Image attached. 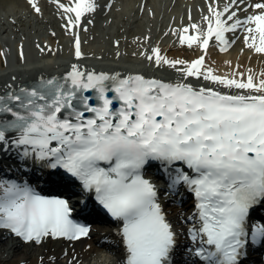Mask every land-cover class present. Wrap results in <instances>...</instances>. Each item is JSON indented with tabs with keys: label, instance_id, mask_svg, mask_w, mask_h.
I'll use <instances>...</instances> for the list:
<instances>
[{
	"label": "snow or ice",
	"instance_id": "obj_1",
	"mask_svg": "<svg viewBox=\"0 0 264 264\" xmlns=\"http://www.w3.org/2000/svg\"><path fill=\"white\" fill-rule=\"evenodd\" d=\"M27 2L34 14L44 15L43 0ZM49 2L72 30L74 56H85L77 26L87 30L94 14L112 5ZM170 31L203 54L169 57L157 44L134 55L143 56L148 67L171 69L175 78L72 63L62 74L6 85L0 93V154L42 172L35 184L0 176L4 239L14 235L36 245L88 240L92 225L78 217L92 210L94 200L116 222L120 264H177L178 256L181 264H244L250 247L264 246V221L250 225L251 213L264 208V71L219 74L206 62L210 41L228 52L235 43L229 33L237 31L246 34L247 48L264 55V0H208L199 22ZM153 164L169 181L163 198L176 203L181 187L194 197L192 212L178 214L176 222L147 175ZM181 222L188 227L178 230ZM181 231L192 242L187 248L180 245ZM85 247L89 255L72 249L68 264H95L93 257L105 264L112 255L111 245H100L107 252L91 243ZM57 259L49 256L48 264Z\"/></svg>",
	"mask_w": 264,
	"mask_h": 264
},
{
	"label": "bare ground",
	"instance_id": "obj_2",
	"mask_svg": "<svg viewBox=\"0 0 264 264\" xmlns=\"http://www.w3.org/2000/svg\"><path fill=\"white\" fill-rule=\"evenodd\" d=\"M129 1L132 4V2L134 3L139 0ZM144 1V11L140 17H133L128 11H123L121 14L116 15V22L112 27L116 29H108L106 32V35L109 36L110 42L112 40L111 44H115L117 40H119L121 44L123 41L122 36L127 33L130 34V36L135 35V37H139V39L133 41L134 43L131 45V47H133L132 53L142 51L143 47H155L157 44H159L162 52L166 51V54L169 57L194 59L201 54L202 48H197L196 46H191L189 50H186V48H184V46L179 43L177 34L174 31H170V29H173L174 27L169 29L167 27V22L171 21L175 27L180 24L190 23L192 21L199 22L201 15L207 14L208 0H179L176 7L177 9H174L173 13L167 17L164 14H161L162 11L160 9L161 3H163L164 0ZM226 2L227 0H220L221 5ZM43 3L44 15L37 16L31 11L27 0H0V45H3V47L0 46L1 67H4L6 62H8V64H12L21 63L23 60H32L40 53L47 54L50 59L44 63H49L51 66H53L55 64L52 62L54 60L52 58L54 55L53 52L60 50V47H64L65 44L66 48L63 50V56L76 60V57L74 56V36L72 35V30L66 29V35L69 36L71 34L72 38H68L67 42H64L61 35L62 33L60 30H58V26L64 24V20H61L59 16V10L55 7H53L54 9H51L50 7L52 4L49 2V0H43ZM131 4H129V6ZM201 9L204 10L203 13L201 12ZM189 11L191 12V21L188 17ZM13 17H15V22L12 19ZM144 22H147L149 27L147 30H145ZM77 30L80 31L81 48L86 55L87 48L85 47L86 38L84 31L83 29H80L79 26H77ZM229 35H231V33H229ZM245 35L246 34L242 31H237L235 35L232 34L230 39H234L235 43L228 50V52L221 51L215 46L214 43H212L209 47V55L206 57V62L215 68L219 74H224L229 71L246 72L250 68L257 73L264 71V55L256 54L253 50L246 47L244 40ZM145 36L150 37V39L145 40ZM24 38H26V41H22ZM12 40H15V43L14 41L12 43ZM21 45H23V56L20 54ZM49 46H51L50 49ZM119 47L121 48V45H119ZM136 58L139 60V64H146L143 56L136 55ZM227 60H231L233 63L228 65L225 63ZM237 63L240 65L239 69L235 68ZM26 70L27 69L22 71V73L25 74L27 72ZM54 70H56V68ZM133 70H135L134 72L145 71L142 69ZM113 71H119L123 74L127 70L118 68ZM64 72L66 71L51 73V76ZM151 73L154 72L151 71ZM13 75L14 72H7L5 75L6 78L2 79L0 83L5 85L14 82L16 77L13 80ZM8 157H10L9 160H16L14 156ZM18 169L23 171L27 177L35 182H37L36 178L40 176L42 172V170L39 169L27 170L21 166H18ZM0 171L3 173H8L7 167L3 166L1 161ZM159 185H162V183H159ZM186 207L189 208L188 206ZM168 211L170 213V218L174 222L177 221L178 214L182 213L184 215H188L192 212L190 208L186 210V213L178 211L177 209L171 211V208H168ZM85 215L87 217H93L95 216V213L90 211L89 213H85ZM101 228L108 230L109 227L93 226L92 229ZM7 233V229L0 228V264H20V261L22 260L27 261V264H40L41 257H43L44 262H46L48 261L47 258L49 256L58 257L54 264H68V260L71 259V256L75 253H79L81 256H88L89 252L85 245L91 243L93 240H96V238L99 239L101 234L106 233V231H93L90 239L82 240L76 243L54 241L39 246H34L36 244L32 243H26L14 235H8L7 239H4ZM183 239H187V235L186 232L181 231L179 233V240L182 242ZM93 248L95 249L96 247L93 246ZM72 249H75V253L72 252ZM65 252H68V255H64ZM114 252L118 254V260L121 262V259L123 258L122 247L118 246ZM62 257L63 260L59 259ZM108 259L112 261V264H115L116 259L107 256L105 264H107ZM93 260L95 261V264H101V262L95 257H93Z\"/></svg>",
	"mask_w": 264,
	"mask_h": 264
},
{
	"label": "rangeland",
	"instance_id": "obj_3",
	"mask_svg": "<svg viewBox=\"0 0 264 264\" xmlns=\"http://www.w3.org/2000/svg\"><path fill=\"white\" fill-rule=\"evenodd\" d=\"M178 1L179 0H164L160 6V9L162 11L161 14H164L167 17L171 13H173L174 9H177L176 7L178 5ZM98 2L102 4H111L112 7L110 9L106 7L102 8L97 13H95L94 22H89L87 30H83L86 38L85 47L87 48V54L84 57L77 60H73L69 57H64L63 50L64 48H66L65 44L64 47H60V50H56L55 52H53L54 55L52 56V58L54 60L52 62L55 63L54 65L52 64L53 66H51V64L49 63H44L48 61V59H50L49 56L44 53H40L36 58L32 60H23L21 63L8 64V62H6L4 67L0 66V81L6 78L5 75L7 74V72H14L13 77H19L23 74L22 71H25V69H27L26 74L28 75H40L53 70L52 68H69V65L72 63H79L82 67H86L88 69H94L97 67H113L122 70L142 69L147 72L153 71L157 77L175 78V73L171 69L163 71L148 67L145 63L139 64V60L136 58V55H134V52L132 53L133 47H131L132 43H134L133 41H136L137 39L135 35L130 36V34L125 33L124 36H122V43L119 44L121 45V48L116 43L111 44L112 40L110 42L109 36L106 35L108 29H116L112 28L114 26L113 24L116 22V15L121 14L123 11H128L129 14L133 17H140L144 11V0H139L134 3L132 2V4L129 0H98ZM129 4L131 5L129 6ZM53 7L54 5H52L50 8L54 9ZM141 9H143V11ZM89 19L91 21L93 18L90 17ZM167 25L169 29L175 27V25H173L171 21H168ZM144 26L145 30L149 28L147 22H144ZM58 30H60V32L62 33L61 35L64 42H67L68 38H72L71 34L69 36L66 35V29L63 27V24L58 26ZM25 39L26 38H24L22 41H24ZM13 41L15 43V40H12L11 42L13 43ZM183 46L184 48H186V50H189L191 47L188 45ZM1 47H3V45ZM164 53H166V51H164ZM2 84L3 83H0V86ZM183 213L186 212L183 211ZM104 251L106 252V250H100V248H97V252ZM59 259L63 260V257ZM44 264H48V261L44 262Z\"/></svg>",
	"mask_w": 264,
	"mask_h": 264
}]
</instances>
